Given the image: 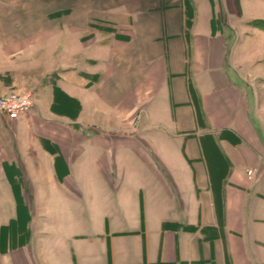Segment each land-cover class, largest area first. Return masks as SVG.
Returning a JSON list of instances; mask_svg holds the SVG:
<instances>
[{"label":"crops","instance_id":"1","mask_svg":"<svg viewBox=\"0 0 264 264\" xmlns=\"http://www.w3.org/2000/svg\"><path fill=\"white\" fill-rule=\"evenodd\" d=\"M188 1L0 22L36 98L0 117V264H264V0Z\"/></svg>","mask_w":264,"mask_h":264},{"label":"rangeland","instance_id":"2","mask_svg":"<svg viewBox=\"0 0 264 264\" xmlns=\"http://www.w3.org/2000/svg\"><path fill=\"white\" fill-rule=\"evenodd\" d=\"M58 0H0V22L3 23H8L11 22L12 26L13 24H15V26H18L20 28L24 27L22 23L31 20H39V19H43L45 18H50V17H56L57 14H61L63 12H57V10L55 9H48V5H56ZM46 6V7H45ZM58 6V5H56ZM18 22V23H17ZM5 23V24H6ZM22 24V26H21ZM98 28H105L108 30V32H113L115 37L118 39H122L123 36L119 33H117V31L115 29H111L108 26H100V25H95ZM40 27V26H39ZM3 36V35H2ZM6 35H4L5 37ZM9 35L6 36V39H4V43L6 46L0 47V97L2 96H7V95H29L31 97V99L33 100V102H35L36 98L35 96L32 94V92L30 91H21L20 89H17L15 87V84L19 87L23 86L26 87V83L27 85H29V83L27 82L28 80H19V81H14L13 80V60L18 59V58H13V47L10 48L9 46L13 45V41H11ZM52 40H50L51 42ZM46 42V41H45ZM53 42V41H52ZM55 42V41H54ZM79 42L75 41V40H71V41H59L56 42L57 47L55 49L56 53L58 51V48L65 50L66 55L68 57V55L71 56V58H67V65H72L73 64V57L72 55L74 54V49L77 46ZM92 48L89 47V49H87V52L90 53ZM29 50H25V49H21L18 52H25ZM35 51V50H34ZM60 53L62 52V50H59ZM23 59V60H22ZM25 58H19V62L18 64L20 65V63H22V61H24ZM17 60V61H18ZM26 63V62H25ZM24 76H26V74H23ZM66 77H70L71 81H74V79L77 77V75H74L73 73H67L65 74ZM84 79L82 80L86 85H89L90 81H95L97 79L96 75H90L89 73H81L80 74ZM27 76L32 77L33 74L32 73H27ZM57 76L56 73H53L51 75H49V80L53 81L54 78ZM76 76V77H75ZM15 83V84H14ZM22 88V87H21ZM34 105V103H33ZM33 107V106H32ZM0 117L4 120V121H8V119H6L5 117L1 116ZM3 124V123H2ZM3 130L4 128V124L0 126Z\"/></svg>","mask_w":264,"mask_h":264},{"label":"built area","instance_id":"3","mask_svg":"<svg viewBox=\"0 0 264 264\" xmlns=\"http://www.w3.org/2000/svg\"><path fill=\"white\" fill-rule=\"evenodd\" d=\"M33 100L29 95H7L0 97V115L9 121L22 118L33 106ZM250 175L251 172H248Z\"/></svg>","mask_w":264,"mask_h":264},{"label":"trees","instance_id":"4","mask_svg":"<svg viewBox=\"0 0 264 264\" xmlns=\"http://www.w3.org/2000/svg\"><path fill=\"white\" fill-rule=\"evenodd\" d=\"M185 4H186V21H185V25L186 27H190L191 25V19L193 16V12H192V8L189 5V1L185 0ZM249 24L253 27H261L264 29V21L263 20H254L249 22ZM55 91H57V89H55ZM12 187H13V183H12ZM189 229V228H187Z\"/></svg>","mask_w":264,"mask_h":264}]
</instances>
